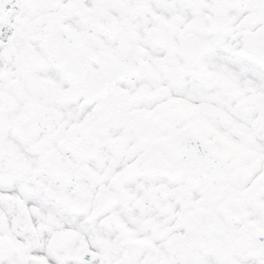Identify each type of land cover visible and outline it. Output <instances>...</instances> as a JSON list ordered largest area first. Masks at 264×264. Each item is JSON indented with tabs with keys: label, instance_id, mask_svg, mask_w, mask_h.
<instances>
[{
	"label": "snow or ice",
	"instance_id": "snow-or-ice-1",
	"mask_svg": "<svg viewBox=\"0 0 264 264\" xmlns=\"http://www.w3.org/2000/svg\"><path fill=\"white\" fill-rule=\"evenodd\" d=\"M0 264H264V0H0Z\"/></svg>",
	"mask_w": 264,
	"mask_h": 264
}]
</instances>
